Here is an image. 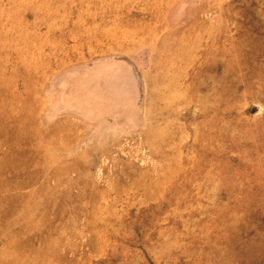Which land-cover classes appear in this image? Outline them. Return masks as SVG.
I'll return each instance as SVG.
<instances>
[{"label": "rangeland", "instance_id": "1", "mask_svg": "<svg viewBox=\"0 0 264 264\" xmlns=\"http://www.w3.org/2000/svg\"><path fill=\"white\" fill-rule=\"evenodd\" d=\"M0 264H264V0H0Z\"/></svg>", "mask_w": 264, "mask_h": 264}, {"label": "bare ground", "instance_id": "2", "mask_svg": "<svg viewBox=\"0 0 264 264\" xmlns=\"http://www.w3.org/2000/svg\"><path fill=\"white\" fill-rule=\"evenodd\" d=\"M27 138V137H26Z\"/></svg>", "mask_w": 264, "mask_h": 264}]
</instances>
